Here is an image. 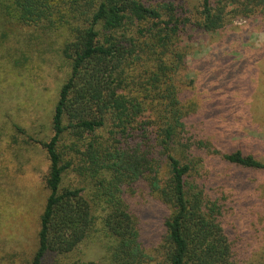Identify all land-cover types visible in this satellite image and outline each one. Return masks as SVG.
I'll use <instances>...</instances> for the list:
<instances>
[{
  "label": "trees",
  "instance_id": "1",
  "mask_svg": "<svg viewBox=\"0 0 264 264\" xmlns=\"http://www.w3.org/2000/svg\"><path fill=\"white\" fill-rule=\"evenodd\" d=\"M262 9L264 0H201L194 16L183 0L0 2V14L21 27L83 22L60 49L69 76L52 136L40 143L47 197L35 248L18 264H99L74 257L95 236L112 264H244L223 225L218 166L264 171V160L219 148L181 87L197 36L223 33ZM70 175L76 184H65ZM142 193L166 211L150 251L145 210L133 205L142 208V197L134 201Z\"/></svg>",
  "mask_w": 264,
  "mask_h": 264
},
{
  "label": "rangeland",
  "instance_id": "2",
  "mask_svg": "<svg viewBox=\"0 0 264 264\" xmlns=\"http://www.w3.org/2000/svg\"><path fill=\"white\" fill-rule=\"evenodd\" d=\"M183 2L191 16L200 9L201 0ZM75 25L83 22L21 27L0 14V264H18L35 248L32 233L47 197L40 143L52 136L51 117L69 76L60 49L72 41ZM195 41L181 95L196 102L204 128L222 140L219 148L264 160V9ZM217 175L225 183L223 225L237 256L244 264H264V171L219 165ZM76 181L70 175L65 184ZM146 193L134 200L142 197V208L133 205L137 213L145 210L140 226L150 251L161 241L166 211L144 199ZM98 239L82 243L74 257L112 264ZM5 253L16 256L7 260Z\"/></svg>",
  "mask_w": 264,
  "mask_h": 264
}]
</instances>
